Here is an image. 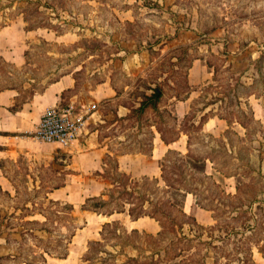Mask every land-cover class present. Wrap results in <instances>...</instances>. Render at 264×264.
Returning <instances> with one entry per match:
<instances>
[{"label": "rangeland", "instance_id": "1", "mask_svg": "<svg viewBox=\"0 0 264 264\" xmlns=\"http://www.w3.org/2000/svg\"><path fill=\"white\" fill-rule=\"evenodd\" d=\"M14 22H19L13 25L16 35L22 25L23 59L18 65L0 55V88L16 87L18 100H28L70 71L82 97L108 85L114 96L103 99L101 108L115 117L102 124L115 152L152 151L155 127L174 136L190 122L197 125L204 114L227 113L234 122L220 133L210 130L220 122L217 117L205 129L190 126L192 151L212 159L207 173L198 159L194 163L200 168L186 169L176 151L170 152L165 173L177 184L179 170L170 166L178 162L186 180L198 186L199 197L216 207L220 222L232 230L223 242L216 241L224 251L212 250L211 264H264V0H0V27ZM23 25L40 26L28 32ZM155 88L162 92L161 112L150 105L140 113L141 100ZM189 91L186 101L179 100ZM188 109L190 117L181 123ZM33 129L21 135L18 151L1 159L0 255H8L0 264H89L82 256L89 240L101 238L103 219L82 210L94 201H84L88 191H82L81 180L97 176H82L68 165L64 147L34 138ZM104 162L106 171L99 170L98 177L107 179L109 203L103 209L128 208L129 201L146 208L150 198L157 203L148 210L161 215L157 208L168 197L170 214L180 207L190 215L199 209L192 193L165 191L161 176L160 185L152 176L130 180L116 169L113 156ZM67 203H75L74 209ZM206 209H199L200 221L196 218L205 226L214 222L213 211ZM120 217L130 226L127 216ZM155 219L136 224L155 234ZM188 221L184 230L192 234L196 225ZM115 227L122 228L121 223L106 228L100 246L113 252L100 253L107 256L103 264H121L126 256L119 249L136 252L115 237ZM215 233L221 238L225 232ZM133 238L126 236V242L139 246L152 240L143 232ZM199 240L192 242L203 254ZM66 249L65 257L55 256Z\"/></svg>", "mask_w": 264, "mask_h": 264}, {"label": "crops", "instance_id": "2", "mask_svg": "<svg viewBox=\"0 0 264 264\" xmlns=\"http://www.w3.org/2000/svg\"><path fill=\"white\" fill-rule=\"evenodd\" d=\"M17 23L19 22L0 27V55L20 65L22 63L24 50L21 48L22 34L20 28H22V25L18 26V35L13 33V29H15L13 25H17ZM24 27L28 32L33 30L26 29V26L23 25V28ZM18 95L19 90L16 87L0 88V160L10 155L12 151H18V147L21 145L20 142L22 141L21 135L24 132L30 131L37 125L47 106L63 102H74L78 108H87L91 105L94 106L90 111L87 124L81 130L78 139L70 145L64 146V150L70 154L68 165L80 172L82 176L89 173H95L97 176L89 177L85 175V177H82V191H88L86 192L84 201L90 196H105V185H107L105 182L107 179H104V177L100 179L98 177L99 174L96 172L98 170H104V165L106 164L104 161L106 157L110 155L117 158L119 169L127 172L132 178H138L144 175L158 177L161 176L162 172L161 159L169 148H176L182 152L188 151L187 133L181 132L175 140L166 142L162 139L160 132L155 127L156 135L153 137L154 145L152 151L145 152L140 150V152H133L124 150L115 152L109 142L111 135L110 133L104 132L105 129L102 124L112 117L110 118V115L104 113L101 108L102 100L105 98H112L114 96V90L108 85H104L101 88L97 87L90 90V94L87 95V97H82V89H76V79L72 71L63 73L57 79L48 83L42 91L33 93L21 107L14 110L11 106L14 104ZM188 98L184 100L186 101ZM188 111L189 109L184 112L183 116ZM126 113L127 112H125V114ZM215 117H217V120L220 122L213 124L210 130L215 133L217 131L220 133L226 126H229V124L225 118L220 117L218 114H211L203 123V128L205 129V126L209 124L212 119H215ZM1 166L0 164V184L2 183ZM60 188L61 186L56 187V189ZM67 194L69 195V193ZM199 209L205 208L199 206ZM199 209H194V215L197 219L198 211H200ZM82 210L94 214L99 219H103V222L111 219H120V214H122L128 217L129 223L131 224L130 226L126 225L129 228L148 229L146 227H139L136 223L145 217L154 219V217L149 215L132 219L126 212H114L108 215L92 210L88 211L87 209ZM210 216L212 218V214H210ZM159 229L160 224L155 232Z\"/></svg>", "mask_w": 264, "mask_h": 264}, {"label": "trees", "instance_id": "3", "mask_svg": "<svg viewBox=\"0 0 264 264\" xmlns=\"http://www.w3.org/2000/svg\"><path fill=\"white\" fill-rule=\"evenodd\" d=\"M27 25H26L27 29H34L40 26V25H35V26L27 27ZM161 95H162V92L157 90V88L153 89L152 93L145 94L144 98L140 102V105L138 106V111L142 113L150 105L159 111L158 103H159ZM189 96H190V91L184 97H178V98L186 99ZM17 97H16L14 104L11 106V108L14 110H17L19 107L22 106V104L25 101H27L26 99L18 100ZM218 99L219 98L213 99L209 101L208 103H205V105L213 104ZM193 103H192V106H193ZM62 104H65V103H62ZM212 114H218L220 115V117L225 118L228 121L229 126H231L232 122H234L233 119H231L227 113H223V112L219 113V112L213 111ZM205 115L206 114L201 116L200 122H198L197 125H195L194 122H190L188 126L184 125V128H181L180 131H178V134L174 136L167 135L166 132H164L160 127H156V129L160 132L162 139H164V141L166 142H171L175 140L180 135V132H185L188 134V151L187 152H182L176 148H169L166 151L163 158L161 159V169H162V172H161L162 179L161 180L164 181V185H162V187L167 192H169L172 188H176V189L186 191L188 193H192L195 196V202L197 203V205L208 208L213 211L212 215H213L214 222L205 226L204 224L198 222L195 215H190L189 213H187V211L183 207L179 208L178 214L176 215L170 214L169 211L165 208L167 204L171 205L172 203L169 197L166 198V201H165L166 205L161 204L160 207L157 208L159 212L161 213L160 215L158 211L148 210V207H150L151 204L153 205L157 203V200L155 201L150 198L146 199L147 203H149L148 206H145L146 208L137 206L134 201H129V202L127 201L128 203H130V206L128 208H126L125 205L122 204L120 208L103 209L102 207L106 206L109 203L108 199H106L103 195L90 196L87 198V201L93 200L94 202L91 204L84 203L83 208L85 209L87 208V209L96 211L98 213H104L108 215H111L114 212H126L132 219H137L141 216L149 215L157 219V221L160 224V229L157 231V233L153 234V233H148L146 232V230H142L139 228H135V227L129 228L127 225H124L120 219L107 220L103 222L102 229L100 231L101 238L97 240H89L88 247L82 256L84 260L88 261L89 264H97L98 263L97 261H100V264H103V261L104 259L107 258V256H104L103 254H100V253L105 252L109 256H113L112 250L102 249L100 248V246H101V243L103 242L102 240L107 239L106 228H111L114 225H117L118 223H121L122 228L115 227L114 232L117 233L115 237L118 236L117 238H122L121 240L125 242V245L131 246L132 249L136 251L133 254H130V253L128 254L124 252L123 250L119 249L118 253L124 254L126 256V259L121 264H211L210 261L208 260V258L211 257L210 252L212 250L222 251V252L224 251L223 244H220L219 242H216V241L223 242L225 240V237L231 234L232 230L231 229L227 230L226 226L223 224L224 223L223 220H222V223L220 222V217L216 213V207L207 205L199 197L200 190H198V186L192 183L191 181L186 180L187 175H185V171H184L185 168L189 170H192V168H200V165L194 163V160L198 159V160H203L204 163H203V167L201 166V168L204 173H207L206 171V168L208 166L207 160L211 159V157L209 156V154H205V155H203L204 153L195 154L192 151L191 133H190L192 132V130L190 129L191 125L197 128H201L202 130L203 123L208 118L207 116L205 117ZM189 117H190V111H188L183 116L181 123L183 122L185 124ZM172 151H176L178 153L179 155L178 162L183 161V164L185 166L184 169L181 168L180 165H177L178 162L176 161L173 162V164H171L170 166L172 167V165H175L174 169L179 170L180 180H177V184H174L173 182H169V178L166 176V173H165L166 172L165 166L167 165L166 163L169 161L168 157H169L170 152ZM108 157H112V155ZM113 158H114L116 169H119L117 158L114 156ZM0 164H1V160H0ZM106 168H107V163L104 165L103 171H106ZM96 173L99 174V170ZM122 173L125 174L126 177L130 178L131 180L132 177L127 172L123 171ZM234 174L235 173L231 175H234ZM144 176L150 178V176L148 175H144ZM106 178L109 179V177L107 176ZM152 178L155 179V182L158 185H160L161 180L159 177H152ZM110 179L112 178L110 177ZM111 182L114 184L115 181L112 180ZM104 193L106 192L104 191ZM55 201L57 203L59 200H55ZM67 205H69L70 209L72 210L74 209V204L67 203ZM188 218L192 219L193 220L192 224L196 225L194 229L190 228V232L193 231L192 234L186 233L184 230V224L189 222ZM168 229L172 230V233L170 235L167 234V232H169ZM200 230H206L207 231L206 235L209 238L208 237L203 238L202 235L204 233H202ZM216 230H223L225 233L223 236L219 235L221 237L219 238L217 237V234L215 233ZM141 232H143L145 235H148L149 237L152 238V240H147L148 244L142 243L139 246H137L136 244L126 242V236L133 238L135 235L137 236V234H140ZM239 232L240 231H237V233ZM214 234L216 237L213 236ZM73 235H74V232L71 233V236ZM195 238H199L200 239L199 242H203L205 244L203 254H201L200 248H195L196 245H194V243L192 242ZM260 250L262 249L260 248ZM46 251L52 254L51 251L49 250H46ZM67 254H68V251L66 249L64 252H56L55 256L65 257ZM6 255L8 254L0 255V258ZM44 259L46 260V258ZM213 263L215 264V262Z\"/></svg>", "mask_w": 264, "mask_h": 264}, {"label": "built area", "instance_id": "4", "mask_svg": "<svg viewBox=\"0 0 264 264\" xmlns=\"http://www.w3.org/2000/svg\"><path fill=\"white\" fill-rule=\"evenodd\" d=\"M94 106L78 108L74 102L47 106L31 131L34 138L68 146L78 139Z\"/></svg>", "mask_w": 264, "mask_h": 264}]
</instances>
